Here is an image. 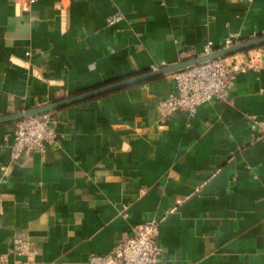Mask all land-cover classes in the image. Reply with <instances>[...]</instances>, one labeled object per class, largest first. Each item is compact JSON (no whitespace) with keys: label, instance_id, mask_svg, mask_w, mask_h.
<instances>
[{"label":"crops","instance_id":"0c3cea01","mask_svg":"<svg viewBox=\"0 0 264 264\" xmlns=\"http://www.w3.org/2000/svg\"><path fill=\"white\" fill-rule=\"evenodd\" d=\"M27 1L0 0V117L264 34V0ZM228 58L246 70L194 114L159 117L169 73L39 114L56 140L14 162L0 122V257L20 236L83 264L155 220L159 264H264V44Z\"/></svg>","mask_w":264,"mask_h":264},{"label":"built area","instance_id":"2783aa9c","mask_svg":"<svg viewBox=\"0 0 264 264\" xmlns=\"http://www.w3.org/2000/svg\"><path fill=\"white\" fill-rule=\"evenodd\" d=\"M35 0H28L32 5ZM115 15L107 20L113 25L119 21ZM211 43L205 45V52L211 50ZM232 45L230 37L224 39V47ZM28 54V53H27ZM161 65H152L157 70ZM248 64H239L228 57L209 59L170 73L173 90L156 102L160 118L167 117L176 111H187L194 114L199 106L212 98H223L233 86L236 74L245 71ZM250 128L256 135H264V118L248 115ZM56 140V133L49 120L42 115L24 117L14 123L13 138L10 145L11 162L16 161L23 153L37 151L43 153L46 143ZM3 176L9 172V165H0ZM2 204L0 201V212ZM157 229L155 220H147L132 227L131 234L117 242L112 249L103 255L91 254L83 264H159L162 248L155 240ZM37 251L31 242L15 236L7 252L0 257L1 264L9 263V256L23 257V264H33Z\"/></svg>","mask_w":264,"mask_h":264},{"label":"water","instance_id":"95a60500","mask_svg":"<svg viewBox=\"0 0 264 264\" xmlns=\"http://www.w3.org/2000/svg\"><path fill=\"white\" fill-rule=\"evenodd\" d=\"M262 44H264V34L254 37L252 39L243 41V42L235 43L230 46L216 48L210 52L203 53L195 57L186 58L181 61L174 62L167 66L164 65L163 67H160L157 70H151V72H148V73H145L139 76L131 77L128 79H124V80H121L115 83H111L109 85H105L97 89L86 91V92L59 100L57 102L40 105V106L31 108V109H25L17 113L5 115V116L0 117V122L14 121V120L22 119L24 117H30V116L43 114L49 110L77 102L84 98H88V97L95 96L101 93L113 91V90L119 89L121 87H124L132 83H137L140 81L147 80L148 78H151V77L160 76L163 74H169L179 69H182L184 67L194 65V64H197V63L209 60V59H214L218 57H228L235 53H238V52H241V51L262 45Z\"/></svg>","mask_w":264,"mask_h":264}]
</instances>
